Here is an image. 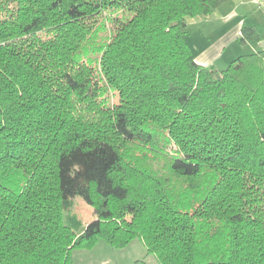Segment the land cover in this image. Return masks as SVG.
Segmentation results:
<instances>
[{"label": "trees", "instance_id": "1", "mask_svg": "<svg viewBox=\"0 0 264 264\" xmlns=\"http://www.w3.org/2000/svg\"><path fill=\"white\" fill-rule=\"evenodd\" d=\"M227 1L0 0V264L137 238L160 264H264V50L217 70L186 40Z\"/></svg>", "mask_w": 264, "mask_h": 264}, {"label": "crops", "instance_id": "2", "mask_svg": "<svg viewBox=\"0 0 264 264\" xmlns=\"http://www.w3.org/2000/svg\"><path fill=\"white\" fill-rule=\"evenodd\" d=\"M193 35H186L195 61L217 70L225 69L242 55L264 50V39L257 44L242 41V27H255L264 36V0H230L210 16L194 19Z\"/></svg>", "mask_w": 264, "mask_h": 264}, {"label": "rangeland", "instance_id": "3", "mask_svg": "<svg viewBox=\"0 0 264 264\" xmlns=\"http://www.w3.org/2000/svg\"><path fill=\"white\" fill-rule=\"evenodd\" d=\"M109 14V13H107ZM106 14V15H107ZM115 17L117 13L110 14ZM110 25V23H109ZM194 21L190 20L188 25V32L193 35ZM55 36L54 31L49 30L40 34L43 41H51ZM103 36V35H102ZM190 42V39L187 38ZM112 102H117L116 94L109 95ZM163 140L160 147L163 146ZM123 152H125L127 159L133 166L140 169H145L163 180H169L175 187L182 189L185 186L184 182L178 181V178L172 176L169 172V167L165 159L154 157L153 155L145 154L139 150H129L128 146L123 144ZM175 147L169 146L170 152ZM74 205L72 213L76 215L87 226L96 219V213L93 207L89 206L81 197L73 199ZM130 217L128 216V219ZM73 264H160L157 257L149 253L142 239L137 238L124 248H114L105 240L101 239L96 244L90 247L76 248L72 251Z\"/></svg>", "mask_w": 264, "mask_h": 264}]
</instances>
